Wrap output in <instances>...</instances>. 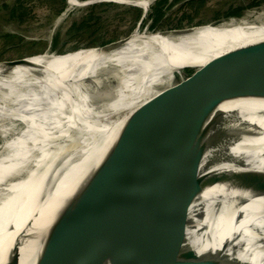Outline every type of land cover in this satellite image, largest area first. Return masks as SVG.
Masks as SVG:
<instances>
[{
    "label": "bare ground",
    "instance_id": "6f19581e",
    "mask_svg": "<svg viewBox=\"0 0 264 264\" xmlns=\"http://www.w3.org/2000/svg\"><path fill=\"white\" fill-rule=\"evenodd\" d=\"M80 1L69 3H93ZM122 1L147 10L151 4V0ZM152 36L136 29L114 47L82 48L61 54L46 52L28 56L14 66L0 63V126L15 116L24 119L57 107L70 109L78 103L90 111L82 116L66 115L65 123L32 150L30 146L28 154L21 152L0 159L12 169L11 176L0 180V185L7 190L4 204L10 217L15 264L34 263L41 237L68 178L85 163L108 128L115 126L119 130L128 114L151 98L154 91L173 85L180 70L202 68L225 54L235 55L253 44L264 45V26L210 24L166 31L160 38ZM122 79L144 80L148 86L114 93L110 101L98 106L89 102L88 86ZM218 110L225 114L217 127L222 129L228 145L225 150L217 146L215 151L233 160L206 166V160L211 159L210 150L203 161L205 170L238 167L236 171H264V120L258 119L264 114V99H234L222 103ZM107 111H120L121 118L111 121ZM72 120L78 123L77 129H73L76 124ZM73 138L72 151H61L65 144L62 143ZM196 195L193 189H184L151 205L153 223L147 234L135 242L128 264H156L190 205L186 247L206 257L205 264H264V196L232 182L215 184ZM140 222L139 209H130L119 219L117 229H139ZM0 263H4L3 258Z\"/></svg>",
    "mask_w": 264,
    "mask_h": 264
},
{
    "label": "water",
    "instance_id": "95a60500",
    "mask_svg": "<svg viewBox=\"0 0 264 264\" xmlns=\"http://www.w3.org/2000/svg\"><path fill=\"white\" fill-rule=\"evenodd\" d=\"M208 24L218 26L221 23L212 21L167 31ZM131 35L85 48L114 47ZM26 57L0 60V63L14 66L24 62ZM116 84L111 80L88 86L89 102L98 106L110 101ZM240 98L264 99V45L253 44L235 55L225 54L170 87L154 91L151 98L128 114L119 130L115 126L108 128L105 136L90 150L85 163L70 173L73 174L41 237L33 264H128L135 242L147 234L153 223L151 205L184 189H193L198 195L215 184L232 182L254 195L264 196L263 170L236 171L238 167L205 170L208 165L233 160L215 151L217 146L225 150L228 145L222 129L217 127L225 116L218 108L226 101ZM121 115L120 111L106 112L111 121H117ZM260 118L262 122L264 114ZM35 122L34 126L38 124ZM7 123V133H0L3 137L0 154H3L5 142L26 127L19 116ZM73 123L76 124L73 129H77L78 123ZM73 142L74 138L65 140L61 151H72ZM13 148L21 151L26 147L18 142L13 143ZM210 150L211 159L206 160L205 166L203 161ZM4 160H0L2 181L12 172L2 163ZM84 160L85 157L82 162ZM96 161L99 163L95 164ZM0 187V258L4 259L3 264H15L10 217L4 204L7 190ZM191 206L181 215L156 264L206 263V257L186 247ZM130 209H139L141 227L117 229L119 219Z\"/></svg>",
    "mask_w": 264,
    "mask_h": 264
},
{
    "label": "rangeland",
    "instance_id": "374dc122",
    "mask_svg": "<svg viewBox=\"0 0 264 264\" xmlns=\"http://www.w3.org/2000/svg\"><path fill=\"white\" fill-rule=\"evenodd\" d=\"M92 1L93 3L78 6L68 4L67 0H0V60L17 59L47 51L64 53L133 34L147 10L142 5L124 3L122 0ZM238 7L239 10L242 8L240 16L230 14ZM158 10L164 15L155 18ZM212 21H220L219 26L236 23L264 26V0H151L138 29H147L153 35L151 38H160L167 29ZM199 69L201 68L188 67L180 70L173 84ZM116 83L115 93L119 94L148 86L144 80L122 79ZM84 106L83 103H78L70 109L65 106L57 107L22 119L26 123L25 129L5 142L1 159L21 152L28 154L30 146H33L32 150L46 139L41 138L42 136L50 135L65 123L66 115L74 113L82 116L89 113V109ZM34 122L38 124L34 126ZM8 126V123L1 125L0 133L6 134ZM2 139L0 135V143ZM18 142L26 148L16 151L13 143Z\"/></svg>",
    "mask_w": 264,
    "mask_h": 264
},
{
    "label": "trees",
    "instance_id": "16d2710c",
    "mask_svg": "<svg viewBox=\"0 0 264 264\" xmlns=\"http://www.w3.org/2000/svg\"><path fill=\"white\" fill-rule=\"evenodd\" d=\"M164 1V0H163ZM241 9L242 8H240V10H239V7H238V9L237 10H233V11H231L230 12V14H232V15H237V16H240V11H241ZM164 14H162V11L161 10H158V13H157V15H156V17L155 18H160V17H162ZM194 25V24H193ZM192 25V26H193Z\"/></svg>",
    "mask_w": 264,
    "mask_h": 264
}]
</instances>
